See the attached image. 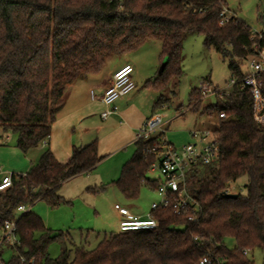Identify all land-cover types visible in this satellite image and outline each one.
<instances>
[{
    "label": "trees",
    "instance_id": "1",
    "mask_svg": "<svg viewBox=\"0 0 264 264\" xmlns=\"http://www.w3.org/2000/svg\"><path fill=\"white\" fill-rule=\"evenodd\" d=\"M225 0H0V128L17 134L23 153L48 141L53 123L65 104L67 87L75 80L99 73L110 55L137 49L147 40L162 41L163 69L146 87L163 91L181 73L182 42L201 34L204 45L215 49L228 64L235 84L207 109L217 112L213 130L220 149L216 162L196 164L187 188L198 208L176 213L172 205L150 214L158 224L149 230H127L106 235L96 247L64 248L52 258L49 244L65 239L47 229L31 209L17 222V253L4 264H254L249 252L259 248L264 264V126L255 120L254 98L243 78L244 61L258 56L251 28L238 17L221 25ZM264 95V71L262 72ZM194 107L201 91L191 94ZM165 102L160 94L154 107ZM224 113V117H220ZM153 139H137L132 156L112 181L127 199H135L142 185L157 189L146 176L157 159ZM103 159L97 140L72 148L59 161L51 149L30 170L0 191V217L13 218L17 207L45 200L52 206L65 199L57 193L71 177L91 170ZM244 177L245 193L227 197L230 183ZM106 185L88 190L98 193ZM192 216L190 220L188 217ZM39 232V235L37 233ZM235 240L228 248L225 238ZM24 258V261L21 260Z\"/></svg>",
    "mask_w": 264,
    "mask_h": 264
},
{
    "label": "rangeland",
    "instance_id": "2",
    "mask_svg": "<svg viewBox=\"0 0 264 264\" xmlns=\"http://www.w3.org/2000/svg\"><path fill=\"white\" fill-rule=\"evenodd\" d=\"M225 3L229 14L244 21L251 30L264 32V0H225ZM182 43L181 73L168 80L161 92L154 87H144L146 80L155 79L161 70V65L165 62L161 56L162 41L159 38L147 40L132 51L110 55L105 63L111 66L125 56L132 60L135 68L134 81L138 89L143 87V95L138 100L139 105L150 113L157 96L163 94L166 103L155 111L162 116L165 137L176 147L194 142L191 131L207 129L213 131L217 126V112H210L207 108L216 103L219 97L215 94L205 95L194 107L195 101L191 98L193 91L201 90L208 84L214 88H225L233 78L227 62L215 49L205 47L204 37L201 34H188ZM248 61L249 59L243 62V71H249ZM231 89L232 87L228 91ZM95 120L103 122L99 116L95 117ZM6 136L9 140L4 142ZM48 149H50L49 145L42 143L23 153L17 147V134L5 132L0 128V168L2 170L15 173L27 172ZM133 151L134 147L131 146V156ZM37 152L39 156L35 162L34 156ZM120 173L121 170L119 175ZM146 176L158 179L161 174L156 169H150ZM70 179L68 182L66 180L57 191L65 199L64 201L52 206L45 200H39L31 208L32 212L42 218L47 229L53 230L54 234L68 236L67 239L63 237L49 244L47 252L52 258L58 257L62 250L67 248L71 250L70 259H72L75 245L93 249L106 235L119 232V218L114 208L115 203L126 205L138 212L150 210L153 202L161 201L157 189L147 185H142L137 198L127 199L115 184H110L105 190L94 193L84 188L82 177L72 181ZM245 183L244 177L230 183L228 192L244 194ZM17 215L20 216L21 213ZM225 244L228 248H234V238H225ZM16 253L15 249H7L3 259L9 261ZM249 257L253 259L254 264L263 263V252L259 248L250 251Z\"/></svg>",
    "mask_w": 264,
    "mask_h": 264
},
{
    "label": "built area",
    "instance_id": "3",
    "mask_svg": "<svg viewBox=\"0 0 264 264\" xmlns=\"http://www.w3.org/2000/svg\"><path fill=\"white\" fill-rule=\"evenodd\" d=\"M221 25L230 21L233 15L229 14L226 5L222 7L219 13ZM263 32L251 30V39L261 38ZM255 50L259 51L258 56L249 58V72L243 78V86H249L254 98V117L257 122L264 126V95L262 92V72L264 71V48L260 49L257 43L253 45ZM134 67L131 64H125L117 68L113 73L110 84L104 89L101 95V101L106 106V110L101 112V117L106 119L110 114L117 110L115 102L120 97L130 93L135 88V82L132 78ZM235 84V78L225 88H214L210 84L203 87L201 91L202 97L208 94L224 96L229 93V89ZM92 99L95 94L91 91ZM224 113H220V117H224ZM191 137L194 142H189L181 147L171 144L165 137V128L162 116L155 112L152 114L138 130L137 139H153V145L150 149L157 159L151 164L149 170H158L161 177L157 179V191L161 196L160 202H154L151 210L159 206L168 207L172 205L176 213H180L185 207L198 208V203L190 194L187 188V178L191 169L199 162L210 164L216 162L220 158V149L213 131L207 129L203 131H191ZM45 143V142H44ZM0 191L8 189L14 178H21L25 173H15L4 171L0 168ZM115 209L124 217L120 221V231L127 230H149L157 226V220L149 213L147 217L140 218L132 216L127 207L115 204ZM31 209L30 204H21L17 207L15 217H0V264H4L3 255L7 249H15L19 243L17 234V222L19 216L17 213H25ZM190 220L192 216L188 217ZM24 261V258L21 257ZM208 262L207 258H203L201 263Z\"/></svg>",
    "mask_w": 264,
    "mask_h": 264
},
{
    "label": "crops",
    "instance_id": "4",
    "mask_svg": "<svg viewBox=\"0 0 264 264\" xmlns=\"http://www.w3.org/2000/svg\"><path fill=\"white\" fill-rule=\"evenodd\" d=\"M125 64L133 65V62L126 56L121 57L111 66L104 65L99 73L78 78L70 84L65 92V104L59 111L56 121L52 126V133L48 141H46V144L49 145V148L53 151L56 158L64 162L70 157L74 146L82 147L97 140L98 153L103 159L91 170L78 174L70 179L72 181L82 177L85 189L102 185H106V189L108 185L112 184V181L118 178L123 164L131 156V146L135 150L138 130L154 114V111L160 107H154L153 105L151 113L141 108L138 100L143 95V87L138 89L134 81V90L116 100L115 105L117 106V110L106 119L101 117V112L107 109L101 101V95L104 89L110 84L113 73L117 68ZM132 78L134 80V74ZM144 87H146L145 84ZM91 91L95 94L94 99L91 97ZM159 96H157V99ZM97 116L103 122H97L95 120ZM8 140L9 137L6 136L4 142ZM120 153L123 154L118 156ZM37 156H39L38 152L34 156L35 162ZM150 179L157 180L156 178ZM122 206L127 207L126 205ZM127 208L132 216H138L140 218L147 217L151 212V208L147 211L138 212L129 207ZM116 214L120 224V221L124 217L117 210Z\"/></svg>",
    "mask_w": 264,
    "mask_h": 264
},
{
    "label": "water",
    "instance_id": "5",
    "mask_svg": "<svg viewBox=\"0 0 264 264\" xmlns=\"http://www.w3.org/2000/svg\"><path fill=\"white\" fill-rule=\"evenodd\" d=\"M163 67H164V63L161 65V70L163 69ZM161 70H160V71H161ZM226 196H227V197H231V198H236V197H237V194H236V193H229V192H228V193L226 194Z\"/></svg>",
    "mask_w": 264,
    "mask_h": 264
}]
</instances>
